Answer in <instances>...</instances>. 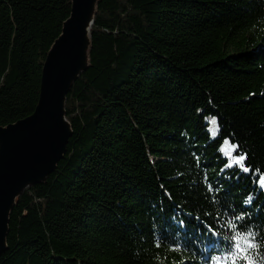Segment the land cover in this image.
<instances>
[{
	"label": "trees",
	"instance_id": "obj_1",
	"mask_svg": "<svg viewBox=\"0 0 264 264\" xmlns=\"http://www.w3.org/2000/svg\"><path fill=\"white\" fill-rule=\"evenodd\" d=\"M71 9L0 0V126L35 111ZM91 33L67 152L19 197L0 264H220L249 229L261 264L264 0H101Z\"/></svg>",
	"mask_w": 264,
	"mask_h": 264
},
{
	"label": "water",
	"instance_id": "obj_2",
	"mask_svg": "<svg viewBox=\"0 0 264 264\" xmlns=\"http://www.w3.org/2000/svg\"><path fill=\"white\" fill-rule=\"evenodd\" d=\"M101 0H71L72 9L43 66L35 111L0 126V255L8 250L12 212L29 187L46 183L68 149L73 128L68 94L90 68L92 27Z\"/></svg>",
	"mask_w": 264,
	"mask_h": 264
},
{
	"label": "snow or ice",
	"instance_id": "obj_3",
	"mask_svg": "<svg viewBox=\"0 0 264 264\" xmlns=\"http://www.w3.org/2000/svg\"><path fill=\"white\" fill-rule=\"evenodd\" d=\"M234 151L239 149V144L233 145ZM236 161L239 163L240 161H246L247 160V153H244L243 155H236ZM225 161L227 162L228 157H224ZM230 167H235V165H228ZM242 170L246 172H251L252 169L249 168L246 164L242 165ZM226 169L222 168L221 174L224 175L225 179H232L233 177L230 175L225 174ZM239 178L238 176L236 177ZM260 184L264 185V177L260 178ZM249 201H245V204H248ZM241 217L244 216V213L240 214ZM181 227L185 226L184 222L181 221ZM233 228H237V225H232ZM208 231L205 233L206 236L212 237L215 236L216 233L212 231V229L208 226H206ZM243 241H247V243H243ZM229 247L231 248V251L227 252L226 255L229 259L222 260L220 264H257V260L253 258V253L257 252L260 248V245L258 243V237L255 232H253L251 229H249L246 233L237 232V234L233 235L231 238V241L229 243Z\"/></svg>",
	"mask_w": 264,
	"mask_h": 264
},
{
	"label": "rangeland",
	"instance_id": "obj_4",
	"mask_svg": "<svg viewBox=\"0 0 264 264\" xmlns=\"http://www.w3.org/2000/svg\"><path fill=\"white\" fill-rule=\"evenodd\" d=\"M210 130H211L212 136H216L217 135L218 130H217V127H216L214 121L212 122ZM221 150H222L223 154L226 157H228V164L229 165H235V166L238 165L239 167L244 165V163H243L244 161H240L239 163H237L235 157H236V155H241V154H238V153H236V151H234L233 145H231L229 143H225Z\"/></svg>",
	"mask_w": 264,
	"mask_h": 264
},
{
	"label": "clouds",
	"instance_id": "obj_5",
	"mask_svg": "<svg viewBox=\"0 0 264 264\" xmlns=\"http://www.w3.org/2000/svg\"><path fill=\"white\" fill-rule=\"evenodd\" d=\"M243 243H247V241H243ZM261 264H264V261H262Z\"/></svg>",
	"mask_w": 264,
	"mask_h": 264
}]
</instances>
